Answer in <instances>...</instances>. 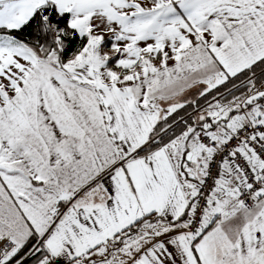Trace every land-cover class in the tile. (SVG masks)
Wrapping results in <instances>:
<instances>
[{
    "label": "snow or ice",
    "instance_id": "snow-or-ice-1",
    "mask_svg": "<svg viewBox=\"0 0 264 264\" xmlns=\"http://www.w3.org/2000/svg\"><path fill=\"white\" fill-rule=\"evenodd\" d=\"M0 264H264V0H0Z\"/></svg>",
    "mask_w": 264,
    "mask_h": 264
}]
</instances>
